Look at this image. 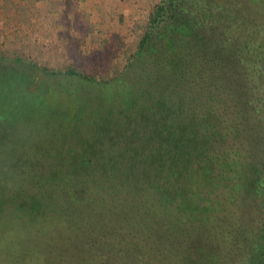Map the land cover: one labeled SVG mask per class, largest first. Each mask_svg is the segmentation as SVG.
Instances as JSON below:
<instances>
[{
	"label": "rangeland",
	"instance_id": "374dc122",
	"mask_svg": "<svg viewBox=\"0 0 264 264\" xmlns=\"http://www.w3.org/2000/svg\"><path fill=\"white\" fill-rule=\"evenodd\" d=\"M162 1L0 0V264H194L187 249L196 240L201 262L239 260L250 203L220 176L247 174L246 161L263 168L253 120L237 123L226 103V114L217 107L220 97L195 95L190 121L203 120L202 128L186 123L180 138H166L173 151L164 159L136 137L137 104L157 103L132 93L131 78L100 89L63 73L116 77ZM199 41L196 57L184 59L200 69L197 89L215 90L217 75L233 88L229 61L211 37ZM147 45L158 53L137 58L138 68L170 53L166 38ZM172 87L153 98L176 104ZM215 153L233 157L221 163Z\"/></svg>",
	"mask_w": 264,
	"mask_h": 264
},
{
	"label": "trees",
	"instance_id": "16d2710c",
	"mask_svg": "<svg viewBox=\"0 0 264 264\" xmlns=\"http://www.w3.org/2000/svg\"><path fill=\"white\" fill-rule=\"evenodd\" d=\"M260 2L264 3V0H163L151 13L149 30L140 42L138 50L128 58L127 65L116 77L98 80L74 67L68 68L63 73L66 74L65 77H71L87 84L91 83L100 89L101 85L103 87L109 85L115 79L131 78L134 83L130 86L126 81L124 92L129 85L131 92L135 95H148L151 101L156 100L157 103L152 104V107L144 103L137 104L136 107L142 111L143 122L139 124L136 137L146 143L147 151H155L164 159L167 152L172 156L173 151L171 144L170 151H168V141L166 145L164 144L166 138L169 139L170 136L171 139L180 138V131L184 130L186 123H191L198 130L202 128L203 120H199V124H195V120L190 121L191 114L197 116L191 103L195 101V95L206 92L210 100L214 99L215 95L220 97L216 102L217 107L223 113L226 114L222 108L225 103L227 109L233 110L234 119L231 115V120L237 123L241 121L243 125L244 120H253L257 134L256 140L264 151V15L260 14L262 8ZM161 27H164L165 33L157 32ZM153 37L161 40L166 38V49L170 53L163 51L164 56L158 57V62L148 64L141 62L143 67L138 68L135 64L137 58L144 57L147 52L151 53V51L153 54L158 53L157 50L147 45ZM202 37L204 39L211 37L214 41L213 45L223 60L231 64L233 88L217 75L216 80L219 84L215 90L206 86L197 89L196 85L201 84L200 69L186 67L187 63L184 62H191L193 59L189 61L184 59L186 53L193 54L191 58L196 57L198 46L192 42L202 40ZM171 58H179L181 62L175 64ZM163 60H166L168 64L163 66ZM199 66L201 64L197 65ZM201 69L205 68L201 67ZM156 75L160 76L159 80L155 79ZM183 76L182 83L176 84L178 77L182 80ZM171 86L177 97L176 104L170 105L163 96L159 99L153 98L155 92L168 91ZM206 108L205 111L212 112L209 102ZM163 110L167 111L170 116L163 118ZM223 113L221 117L224 116ZM222 124L224 123L221 122L220 125ZM150 125L156 130L155 133L150 131ZM218 129L220 130V127ZM220 135L223 139H230L221 130ZM215 156L217 157V153ZM232 157V153H229L223 159L222 157L217 158L218 162L227 163L228 160V162L232 160ZM246 162L249 164L247 174L240 173L238 170L233 175V179H226L223 175L220 176V180L231 191L244 192L246 201L250 203L251 222H249V228L243 230L239 239L241 241L238 249L240 258L236 264H264V157L261 169L250 161ZM146 167L148 170L153 168L150 162L146 163ZM233 171L234 168H231L230 172L233 173ZM197 241L199 240L188 243L189 257L193 259L194 264H209L201 262L200 257L197 256L195 249L198 246ZM220 260H215L210 264H219Z\"/></svg>",
	"mask_w": 264,
	"mask_h": 264
}]
</instances>
